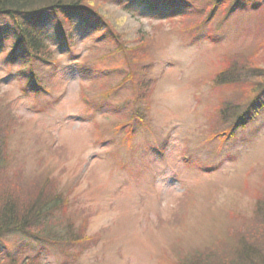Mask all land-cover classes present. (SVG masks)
Instances as JSON below:
<instances>
[{
  "label": "rangeland",
  "instance_id": "obj_1",
  "mask_svg": "<svg viewBox=\"0 0 264 264\" xmlns=\"http://www.w3.org/2000/svg\"><path fill=\"white\" fill-rule=\"evenodd\" d=\"M147 1L92 0L105 33L96 17L44 14L52 63L12 58L5 43L0 206L57 198L51 236L84 240L63 249L11 233L0 262L264 264V90L254 120L237 108L264 86V0L209 20L208 0L171 18ZM224 72L233 81L217 84Z\"/></svg>",
  "mask_w": 264,
  "mask_h": 264
},
{
  "label": "trees",
  "instance_id": "obj_2",
  "mask_svg": "<svg viewBox=\"0 0 264 264\" xmlns=\"http://www.w3.org/2000/svg\"><path fill=\"white\" fill-rule=\"evenodd\" d=\"M91 1L92 0H0V19H4L6 21L5 24H0V53H4L5 43L11 42L14 51L12 58H16L18 52L22 51L23 59H26L24 61L28 64H48L53 62V53L51 50L52 46L49 41V35L40 25L42 16L48 13L57 15L61 14L59 16L69 23H71L70 13H83L87 15V18L96 17V26H98V30L101 27H104L103 32L105 33L106 30H108L106 24L109 23L105 22L99 10L97 11L90 8ZM116 1L120 4L124 3V6L129 8L128 6L133 4L134 0ZM169 1L170 0L147 1L146 4L151 10V16L156 18H171L172 15H178L182 17L189 16V7L182 8L180 5V3H183L184 5L188 6L187 3L183 2L184 0ZM207 5L211 6V10L206 20H209L221 8L231 12L236 9H256L258 7V4H256V2L253 0H208ZM168 6L172 8L175 7V11H170L164 8ZM61 30L63 33L64 29L62 23ZM122 49H124V47H122L121 50ZM129 58L133 59L132 57ZM131 62L133 63L132 60ZM226 71H228V68ZM231 78L232 77L228 76L227 73L224 72L217 77L216 81L217 84H219L220 80L232 82L233 80ZM139 86L144 87V83L141 85L139 83ZM263 90L264 86L262 88H258L257 95H255L252 99H249L246 106L241 107L242 105L238 104L240 105V107H238L237 105V108L240 109L238 113L242 111V113L239 115V120L245 122V120L248 119H255V116L251 114L253 112L251 110L252 107L256 108L260 106V98ZM139 92L141 94V91ZM220 115L223 120L227 119L228 107L223 108L220 112ZM231 132L232 131H229V133ZM128 134L131 135L130 133ZM1 152L2 150L0 149V170L4 171L3 157ZM7 198L8 197L2 198L3 201L0 206V239H2L5 235L21 232L27 234L37 242L53 245L63 249L74 246L78 242L84 240L81 239L80 236H78L79 239L74 238L72 241H67L66 238H63L62 240L56 239L51 236L54 232V227L51 226V223H48L47 219L54 214V209L58 207L57 210H61L63 206L61 205L62 201H59L57 198L40 200L39 197L35 201H30L28 204L24 205L23 208H21L22 205L18 204L13 199ZM261 204L262 203L257 206L254 212V219H259L258 221L261 219L264 222V203L262 206H260ZM0 264L42 263L38 257L35 259L33 258L25 260L15 258L7 262H0Z\"/></svg>",
  "mask_w": 264,
  "mask_h": 264
}]
</instances>
